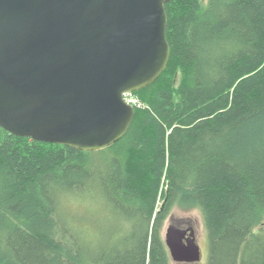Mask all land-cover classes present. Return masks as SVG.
<instances>
[{
  "label": "trees",
  "instance_id": "16d2710c",
  "mask_svg": "<svg viewBox=\"0 0 264 264\" xmlns=\"http://www.w3.org/2000/svg\"><path fill=\"white\" fill-rule=\"evenodd\" d=\"M165 9L168 64L114 145L0 128V264H170L174 206L200 211L206 264H264V0Z\"/></svg>",
  "mask_w": 264,
  "mask_h": 264
},
{
  "label": "water",
  "instance_id": "95a60500",
  "mask_svg": "<svg viewBox=\"0 0 264 264\" xmlns=\"http://www.w3.org/2000/svg\"><path fill=\"white\" fill-rule=\"evenodd\" d=\"M170 1L0 0V128L85 152L114 145L134 117L124 94L168 64ZM185 233L168 226L169 256L198 263Z\"/></svg>",
  "mask_w": 264,
  "mask_h": 264
},
{
  "label": "rangeland",
  "instance_id": "374dc122",
  "mask_svg": "<svg viewBox=\"0 0 264 264\" xmlns=\"http://www.w3.org/2000/svg\"><path fill=\"white\" fill-rule=\"evenodd\" d=\"M89 211L94 213L93 208H90ZM173 224H177V225L188 224L193 226L196 234V242L200 250V260L198 263L197 262L179 263V262H174L170 258L171 259L170 264H206L208 259V238H207L206 229L204 228L203 225L200 211H198L197 209L183 210L177 206L170 208L163 224L162 237H164L165 231L168 228V226ZM262 228L264 229V224ZM255 230L256 232H259L260 228H256Z\"/></svg>",
  "mask_w": 264,
  "mask_h": 264
},
{
  "label": "flooded vegetation",
  "instance_id": "af4514ba",
  "mask_svg": "<svg viewBox=\"0 0 264 264\" xmlns=\"http://www.w3.org/2000/svg\"><path fill=\"white\" fill-rule=\"evenodd\" d=\"M169 226H170V225H169ZM172 226H175V227H177V228H179V229H181V230L186 231V233L184 234L183 239H182V242H183L184 244H187V242H189L192 238H194L195 243L197 244V242H196V234H195V230H194V228H193L192 225H188V224H182V225L173 224ZM191 234H192L193 236H191ZM191 237H192V238H191ZM183 263H184V262H183Z\"/></svg>",
  "mask_w": 264,
  "mask_h": 264
},
{
  "label": "built area",
  "instance_id": "2783aa9c",
  "mask_svg": "<svg viewBox=\"0 0 264 264\" xmlns=\"http://www.w3.org/2000/svg\"><path fill=\"white\" fill-rule=\"evenodd\" d=\"M124 100L126 103L134 106L135 104H137V100L135 99V97L133 96V94H124Z\"/></svg>",
  "mask_w": 264,
  "mask_h": 264
}]
</instances>
